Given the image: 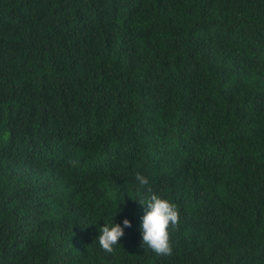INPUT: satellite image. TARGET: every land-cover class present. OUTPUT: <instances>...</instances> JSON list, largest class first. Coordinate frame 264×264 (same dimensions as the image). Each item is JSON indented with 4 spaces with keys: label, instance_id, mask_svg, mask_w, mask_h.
I'll list each match as a JSON object with an SVG mask.
<instances>
[{
    "label": "trees",
    "instance_id": "trees-1",
    "mask_svg": "<svg viewBox=\"0 0 264 264\" xmlns=\"http://www.w3.org/2000/svg\"><path fill=\"white\" fill-rule=\"evenodd\" d=\"M0 264H264V0H0Z\"/></svg>",
    "mask_w": 264,
    "mask_h": 264
},
{
    "label": "clouds",
    "instance_id": "clouds-1",
    "mask_svg": "<svg viewBox=\"0 0 264 264\" xmlns=\"http://www.w3.org/2000/svg\"><path fill=\"white\" fill-rule=\"evenodd\" d=\"M135 179L141 188L149 184L148 178L139 172ZM138 200L141 204L146 205L140 225L142 246L150 249L157 257L171 256L174 250L172 235L179 230L181 224L180 209L170 199L155 193L146 201ZM131 226L132 222L128 218L123 220V226L119 223H105L100 228L101 234L98 237L100 247L105 252L112 253L115 246L120 244L121 237L125 235V228Z\"/></svg>",
    "mask_w": 264,
    "mask_h": 264
}]
</instances>
